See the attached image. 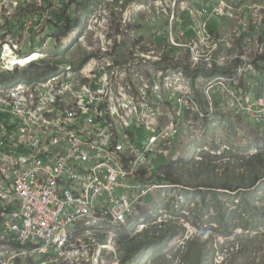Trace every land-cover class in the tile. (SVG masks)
Instances as JSON below:
<instances>
[{
	"label": "rangeland",
	"instance_id": "1",
	"mask_svg": "<svg viewBox=\"0 0 264 264\" xmlns=\"http://www.w3.org/2000/svg\"><path fill=\"white\" fill-rule=\"evenodd\" d=\"M173 1L0 0V88L30 81L32 77H27L25 72L38 71L48 75L65 64L75 65L74 71L78 72L82 68L79 63L88 57L86 50L92 51L91 55L97 51V54L108 56V59H101L102 67L106 69L112 59L127 54L130 49L121 50L113 43L128 47L140 45L143 55H150L152 48L148 45L153 46L154 42L162 45L169 33L167 30L172 27L173 30L191 27L186 36L195 38L200 20L193 10L203 4L208 9L203 20L210 19L208 30L223 37L216 58L222 63L219 67L224 68L215 73L206 72V55L195 54L193 57L198 64L184 63L185 76L171 71L178 95L188 94V103L192 102L189 110L205 105L203 97L207 98L209 93L217 101L220 94L215 88L217 78H223L222 82L227 83L234 72L232 53L237 54L240 49L233 43H248L245 53L250 58L256 57L254 68L264 77V70H260L264 69V64L259 58L263 56L264 60V0H226L233 13L225 20L213 13L211 0H182L176 11ZM173 16H177L182 24L176 20L171 27ZM67 17L70 23H75L72 28L66 24ZM6 48L10 57L24 58L39 53L44 58L34 66L17 67L13 71V66L4 61ZM19 62V65H27ZM144 68L138 70L139 74L145 75L152 70L150 65H144ZM16 72L20 74L16 75ZM10 73L15 74L14 78L9 77ZM193 76H198L200 83L196 87L183 86ZM249 79L258 80L256 76ZM163 89L167 90L166 86L163 85ZM219 109L227 112L220 114L225 116L214 117V120L195 117L194 126L181 133L174 162L170 163L162 155L154 158L153 165L164 169L163 181L175 189H167L164 198L162 189L157 193V201L147 197L148 201L138 209L141 216L137 222L143 226L132 223L119 230L120 235L122 232L132 240L121 245L116 242L118 256L131 250L130 246L136 248L145 242L129 259L130 264H264V180L252 183L255 171L260 170L256 156L264 146V124L256 126L244 116L233 118L222 104ZM10 118L9 114L0 111L1 124H7ZM147 135V132L139 135L138 145H142ZM201 173L205 176H200ZM237 186H242L240 191L235 189ZM232 228L236 230L232 231ZM98 235L103 243V236ZM0 236L2 243L7 244L8 239L2 237V231ZM81 237L87 239L85 235ZM106 251L107 259H117ZM15 264L38 262L36 257H21Z\"/></svg>",
	"mask_w": 264,
	"mask_h": 264
},
{
	"label": "built area",
	"instance_id": "2",
	"mask_svg": "<svg viewBox=\"0 0 264 264\" xmlns=\"http://www.w3.org/2000/svg\"><path fill=\"white\" fill-rule=\"evenodd\" d=\"M181 1L172 2L174 11ZM211 2L213 13L232 17L228 1ZM193 11L200 20L195 38L186 36L191 27L173 30L174 21L182 24L173 16L164 46L150 44V55L145 56L148 61L159 57L153 62L154 67L170 64L171 59L165 60L170 55L174 63L195 54L212 55L216 43L206 39L207 21L203 20L208 9L203 4ZM198 38L200 41H196ZM204 38L207 45H202ZM169 42L171 45L166 46ZM233 45L240 49L237 54L232 53L234 72L227 83L219 77L215 85L220 100L207 96L208 104L196 110H189L192 102L188 103V94L175 99L160 93L149 95L147 84L131 77L129 85H137L135 90L104 82L103 90L81 112H65L61 117L52 115L58 108L55 100L46 103L49 90L27 96L18 84L0 88V111L11 116L7 124L0 123V231L8 239L7 244L0 240V264H15L21 257H36L38 264H130L124 253L118 256L116 252L119 230L132 223L143 226L137 222L138 209L148 201L147 197L157 201L159 191L163 189L164 198L167 189H175L163 181L164 169L153 165L156 150L159 156L174 162L181 133L194 126L195 117L214 120L225 116L220 115L227 113L219 109L221 104L233 118L244 116L256 126L264 124V77L254 68L256 57L245 53L248 43ZM262 57L259 58L264 64ZM206 61L212 66L211 60ZM85 68L74 71L69 81H74L75 75ZM173 76L178 77L175 73ZM253 76L258 80L249 79ZM49 81L58 83L54 78ZM197 83L200 79L193 76L183 86L196 87ZM163 112V122H157ZM83 115H87L85 121L89 123L93 115L96 117L94 125H85L79 135L76 118ZM143 132L149 136L138 145ZM24 143L27 149H18ZM35 147L42 148L40 154L47 156L49 162L41 161L39 165ZM6 151H12V155L2 157ZM75 221L84 228L74 226ZM98 233L107 246L100 243ZM105 250L117 259L104 258Z\"/></svg>",
	"mask_w": 264,
	"mask_h": 264
},
{
	"label": "bare ground",
	"instance_id": "3",
	"mask_svg": "<svg viewBox=\"0 0 264 264\" xmlns=\"http://www.w3.org/2000/svg\"><path fill=\"white\" fill-rule=\"evenodd\" d=\"M219 17H221V16H219ZM221 18L223 20L226 19V17H221ZM206 21H207V26H206V36L205 37H206V39L209 37L212 40H214L216 43V46H215L216 48H214V51H213L211 56H208L205 54L206 56H205L204 66L206 67V72H207V70H210V71H208L209 73H212V72L215 73L214 71L224 68V67H219V65H222V63L220 61V58H218V59L216 58V52L219 50V48L222 44L223 37H221V35L219 37H217V36H215L216 35L215 33L210 32L208 30V24L210 22V19L206 20ZM216 33H218V32H216ZM197 41H200L199 38L197 39ZM206 42L207 41L204 38L202 45H207V44H205ZM113 44L116 45L121 50L125 49V48L126 49L130 48V49L127 51V54H122V55H119L118 57H116V59H112L111 65L110 66L107 65L106 69H104L102 67V60L101 59H103V60L108 59V56L102 55L99 53L97 54V51H93L94 54L91 55L92 51L86 50V54L88 57H84L82 59L81 63H79L83 67H86V68L82 72H80V74H78V73L76 74L74 81H69L68 78L73 77V72H74L76 66L72 65V64H65V65H62L60 68H58L56 70V72H52V73H49L48 75H43L41 77L39 76L38 78H30L29 79L30 81H25V82L22 81V83H18V86L22 87V91L27 96H31L32 94L40 93V92L45 91V90H49V96L45 97L46 103H51L52 100H55L58 108L56 109L55 112H53L52 115H57V116L61 117V115L65 112H67V113L68 112H81L82 109L86 105H89L88 104L89 100L93 96L98 95L103 90L102 84L104 82H114V83H116L118 85L120 84L122 86H123V84H125L128 87L130 86V88H132V90H135L138 87L135 84L129 85V77L135 78L141 82L142 81L145 82L148 86L146 91L149 95H155L157 93H160L164 97H167V98L171 97V98L175 99L179 95H178L176 90H173L176 87L173 84V78L171 76V71H175V72H177V74L180 77H183V75L185 76V72L183 70V66H184L183 64L184 63L186 64L188 62L189 64H192V65L198 64L197 59H195L193 56H189L187 59H185L179 63H174L173 58H171V56H170V58L168 59V60L171 59L170 64H166V65H163L161 68H158V67L153 66V62L157 59L151 60V61L146 60V57H145V55H143L144 53L142 52V46L132 45V47H131V45H130V47H128L127 45H121V43H113ZM154 44H155V42L153 43V45ZM2 45H4V44H2ZM148 46L150 47V45H148ZM7 50L8 49L6 48V51ZM34 54H35L34 56L31 54L28 56L24 55L25 56L24 58H20V57L17 58L14 55H12L13 57H10L11 53L9 51H7L6 55H5L6 59L4 61L8 65H10V67H12V66L13 67H17V66L25 67V66H28L30 64H33V66H34L35 63L41 62V60H43V58H44L39 53H34ZM29 58H31L32 60H28ZM117 58H119V59H117ZM20 60L23 61V63H27V65H19ZM206 60H211L213 62L212 66H210ZM144 65H150L152 70L150 72H146L145 75L139 74L138 70L139 69L144 70L145 69ZM67 67H70V69H68ZM54 70H52V71H54ZM51 78L57 79L58 83L49 81ZM3 82H1V83H3ZM163 85L166 86L167 90L163 89ZM105 95H107V93ZM208 96L213 98V96H211L210 93ZM203 98L206 102L205 104H208L206 98L205 97H203ZM219 100H220V94H218L217 101H219ZM222 105L225 106L224 104H222ZM100 115H102V114H100ZM86 116L87 115H83V117L76 118V121L78 123H80L79 131H78L79 135H81L85 131V129H86L85 125H94L96 115L92 116V122L91 123L85 121ZM165 116H166V113L163 112V114L158 118L157 122L161 123L162 117L165 118ZM153 134L158 141L159 138H158L155 130H153ZM148 136H149V133H148L147 137ZM27 147H28L27 144L24 143V144H20V146H18V149L26 150ZM41 150H42V148H40V149L38 147L34 148V153L38 154V156H39V160H38L39 165L42 164L41 161L49 162L47 156L40 154ZM11 155H12V151L2 152V157L6 158V157H10ZM155 157H159L158 149L155 152L154 158ZM1 204H2V200H0V208H1ZM74 226H78V229H81L82 224H79L78 221H75ZM98 237H99V235H97V238ZM102 239L105 240V238H103V237H102ZM102 244L106 245V242L104 241ZM106 249H107V247H106ZM103 257L106 258L105 253H104ZM114 260H116V259H114Z\"/></svg>",
	"mask_w": 264,
	"mask_h": 264
},
{
	"label": "trees",
	"instance_id": "4",
	"mask_svg": "<svg viewBox=\"0 0 264 264\" xmlns=\"http://www.w3.org/2000/svg\"><path fill=\"white\" fill-rule=\"evenodd\" d=\"M71 1H73V0H71ZM66 24L70 27V28H72V26L75 24V23H70L69 22V17H67V21H66ZM48 71H51V69L49 68L48 69ZM44 72H38V71H34V72H32V73H28L27 74V72H25V74H26V76L28 77H32V78H38L39 76H41V75H44L43 74ZM18 74H20V73H17L16 72V75H18ZM14 73H10V75H9V77H12V78H14ZM218 149V148H217ZM263 153V154H262ZM257 157V161H258V163H259V167L258 168H260V170H256L255 171V175H254V177H253V182L252 183H258V182H260V181H263L264 180V172H263V168H264V159H263V157H264V146L262 147V149H261V153L259 154V155H257L256 156ZM200 176H205V173H201L200 174ZM175 185H182V186H184L185 187V185H183V184H181V183H175ZM199 186V185H198ZM195 186H193V187H191V188H194ZM225 188H230L228 185H225L224 186ZM242 186H237L235 189H240ZM189 189V188H188ZM234 230H236L235 228H232V231H234ZM232 231L231 232H229L228 234H231L232 233ZM235 232H233V234H234ZM132 239H129V236H124L123 234H122V232H121V235H120V238L118 239V242L120 243V244H124V243H129L130 241H131ZM144 243L145 242H142V244H140L139 246H137L136 248H135V246H130V248H131V250H129V251H127V253L125 254V258L124 259H126L127 261L133 256V255H135V253L134 252H136L137 250H139V249H141V247H143V245H144ZM123 259V260H124Z\"/></svg>",
	"mask_w": 264,
	"mask_h": 264
},
{
	"label": "clouds",
	"instance_id": "5",
	"mask_svg": "<svg viewBox=\"0 0 264 264\" xmlns=\"http://www.w3.org/2000/svg\"><path fill=\"white\" fill-rule=\"evenodd\" d=\"M240 191V189H238Z\"/></svg>",
	"mask_w": 264,
	"mask_h": 264
}]
</instances>
